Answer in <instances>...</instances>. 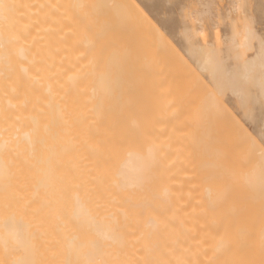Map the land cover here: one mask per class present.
<instances>
[{"label": "bare ground", "instance_id": "1", "mask_svg": "<svg viewBox=\"0 0 264 264\" xmlns=\"http://www.w3.org/2000/svg\"><path fill=\"white\" fill-rule=\"evenodd\" d=\"M211 74L136 0H0V264H264V146Z\"/></svg>", "mask_w": 264, "mask_h": 264}, {"label": "rangeland", "instance_id": "2", "mask_svg": "<svg viewBox=\"0 0 264 264\" xmlns=\"http://www.w3.org/2000/svg\"><path fill=\"white\" fill-rule=\"evenodd\" d=\"M136 1L213 88L217 89L218 82L212 80L210 70H202L208 63L199 55L206 53L208 60L223 61L230 66L231 72L235 73L240 82V92L248 99L247 103L241 102L228 88L223 92L224 100L254 138L264 146V103L261 102L259 84L252 75L246 81L241 76L242 61L251 60L260 50L259 38L264 36V0ZM237 5L243 6L238 9ZM245 20L256 33L250 50L237 46L242 42ZM232 38L236 39L235 44H231ZM255 73L260 77L259 68Z\"/></svg>", "mask_w": 264, "mask_h": 264}, {"label": "snow or ice", "instance_id": "3", "mask_svg": "<svg viewBox=\"0 0 264 264\" xmlns=\"http://www.w3.org/2000/svg\"><path fill=\"white\" fill-rule=\"evenodd\" d=\"M243 5H237V8L240 9ZM245 25V31H246V43L250 39H255L256 33L254 32V29L250 27L247 23V21H243ZM260 43V50H259V67H260V79H259V88L261 92V102L264 103V36H260L259 38ZM209 55L211 56L212 53L210 52ZM202 70L209 71L211 70L213 74L215 75L216 72H222L225 74H230L232 69L230 66L223 61H217L214 65H212L211 69H209L208 66H205ZM231 94L234 97L239 98V100L243 103H247L248 97L242 94L241 92L237 91L235 88L231 90ZM217 107V101L215 96L208 97L206 101V105L204 108V111L207 112L210 109H214ZM262 239H264V236H262Z\"/></svg>", "mask_w": 264, "mask_h": 264}]
</instances>
